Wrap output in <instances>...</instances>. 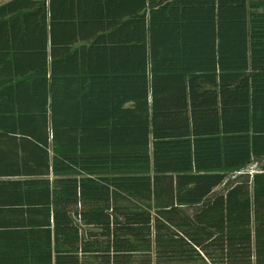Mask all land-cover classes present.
Here are the masks:
<instances>
[{"label": "trees", "instance_id": "16d2710c", "mask_svg": "<svg viewBox=\"0 0 264 264\" xmlns=\"http://www.w3.org/2000/svg\"><path fill=\"white\" fill-rule=\"evenodd\" d=\"M0 264H264V0L1 4Z\"/></svg>", "mask_w": 264, "mask_h": 264}, {"label": "rangeland", "instance_id": "374dc122", "mask_svg": "<svg viewBox=\"0 0 264 264\" xmlns=\"http://www.w3.org/2000/svg\"><path fill=\"white\" fill-rule=\"evenodd\" d=\"M7 1H9V0H0V5L7 2Z\"/></svg>", "mask_w": 264, "mask_h": 264}]
</instances>
